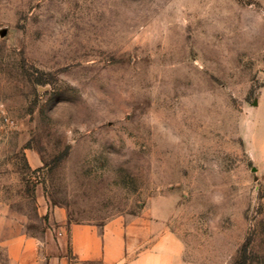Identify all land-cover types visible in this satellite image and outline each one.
Instances as JSON below:
<instances>
[{
  "label": "rangeland",
  "instance_id": "obj_1",
  "mask_svg": "<svg viewBox=\"0 0 264 264\" xmlns=\"http://www.w3.org/2000/svg\"><path fill=\"white\" fill-rule=\"evenodd\" d=\"M263 101L264 0H0V264L40 200L264 264Z\"/></svg>",
  "mask_w": 264,
  "mask_h": 264
},
{
  "label": "crops",
  "instance_id": "obj_2",
  "mask_svg": "<svg viewBox=\"0 0 264 264\" xmlns=\"http://www.w3.org/2000/svg\"><path fill=\"white\" fill-rule=\"evenodd\" d=\"M262 100H257L256 108ZM253 135L249 141L264 157V142L258 143ZM38 211L48 217L44 233L29 236L20 231L4 241L12 264H71L73 259L99 264H185L181 241L146 215L98 227L68 224L66 212L45 200H40Z\"/></svg>",
  "mask_w": 264,
  "mask_h": 264
}]
</instances>
